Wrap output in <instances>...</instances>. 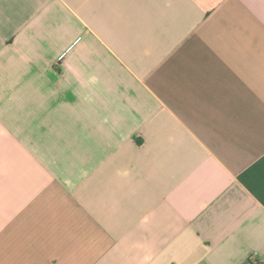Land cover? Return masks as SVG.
Here are the masks:
<instances>
[{
  "label": "crops",
  "instance_id": "0c3cea01",
  "mask_svg": "<svg viewBox=\"0 0 264 264\" xmlns=\"http://www.w3.org/2000/svg\"><path fill=\"white\" fill-rule=\"evenodd\" d=\"M264 258V0H0V264Z\"/></svg>",
  "mask_w": 264,
  "mask_h": 264
},
{
  "label": "built area",
  "instance_id": "2783aa9c",
  "mask_svg": "<svg viewBox=\"0 0 264 264\" xmlns=\"http://www.w3.org/2000/svg\"><path fill=\"white\" fill-rule=\"evenodd\" d=\"M253 264H264V258L263 259H257L256 257H252Z\"/></svg>",
  "mask_w": 264,
  "mask_h": 264
}]
</instances>
